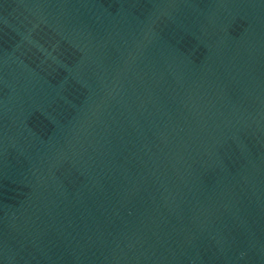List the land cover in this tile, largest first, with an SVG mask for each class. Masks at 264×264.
I'll use <instances>...</instances> for the list:
<instances>
[{"label":"water","instance_id":"obj_1","mask_svg":"<svg viewBox=\"0 0 264 264\" xmlns=\"http://www.w3.org/2000/svg\"><path fill=\"white\" fill-rule=\"evenodd\" d=\"M0 264H264V0H0Z\"/></svg>","mask_w":264,"mask_h":264}]
</instances>
